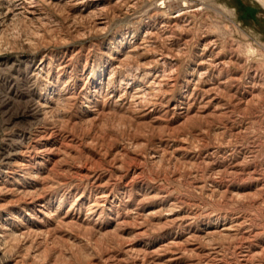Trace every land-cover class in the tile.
I'll return each instance as SVG.
<instances>
[{
    "label": "rangeland",
    "instance_id": "obj_1",
    "mask_svg": "<svg viewBox=\"0 0 264 264\" xmlns=\"http://www.w3.org/2000/svg\"><path fill=\"white\" fill-rule=\"evenodd\" d=\"M0 264H264V6L0 0Z\"/></svg>",
    "mask_w": 264,
    "mask_h": 264
},
{
    "label": "bare ground",
    "instance_id": "obj_2",
    "mask_svg": "<svg viewBox=\"0 0 264 264\" xmlns=\"http://www.w3.org/2000/svg\"><path fill=\"white\" fill-rule=\"evenodd\" d=\"M258 2H260L263 6H264V0H257ZM231 226V225H230ZM225 230H227V229H225ZM249 252V251H248ZM244 254V253H243ZM249 254V253H248ZM247 256V255H246ZM245 257V256H244ZM246 258V257H245ZM247 258H249V256L247 257ZM241 259V258H240Z\"/></svg>",
    "mask_w": 264,
    "mask_h": 264
}]
</instances>
